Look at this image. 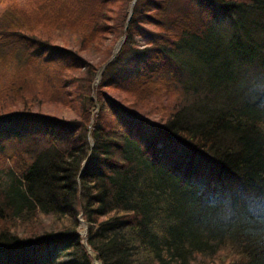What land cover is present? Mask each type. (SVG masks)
I'll use <instances>...</instances> for the list:
<instances>
[{"label":"trees","instance_id":"trees-1","mask_svg":"<svg viewBox=\"0 0 264 264\" xmlns=\"http://www.w3.org/2000/svg\"><path fill=\"white\" fill-rule=\"evenodd\" d=\"M132 1L0 0V264H92L87 247L101 264H264V228L225 224L264 199V110L187 102L171 54L204 97L264 70V0Z\"/></svg>","mask_w":264,"mask_h":264},{"label":"rangeland","instance_id":"rangeland-1","mask_svg":"<svg viewBox=\"0 0 264 264\" xmlns=\"http://www.w3.org/2000/svg\"><path fill=\"white\" fill-rule=\"evenodd\" d=\"M180 1L182 3L184 2V0H180ZM231 26H232L231 22L224 21L220 18H217V21L214 23L212 30L217 35L216 37H218L220 41L227 42L232 36L231 32L233 31L232 29L233 26L232 27ZM135 41H136V45H138L141 48H145L149 45L148 39L143 36L137 38ZM118 42L116 43V45L118 44ZM116 45L113 46L112 55H113ZM121 46H120V49H121ZM118 52L116 53V55L118 54ZM171 54L186 74V78H184L185 80L183 81V84L186 87L185 90L187 94L185 97L187 98L186 99L187 102L188 100L196 101L199 107H203L205 102L209 100L210 101L209 104H212V102L214 101H218L219 103L223 104L225 107L235 108V107H238L243 102V100L247 99L250 94L254 92H259V91H260L259 93H261L264 90V70L260 68L254 69L253 67L244 66V67L239 68V72H237L238 78L235 84L230 85V87L224 86L223 88H221L220 86H217L215 88L209 87V93H206L207 97H204L205 92L207 90L204 77L202 76L200 72H198V74H194L195 71L198 70V65L189 58L188 53L185 50L171 52ZM116 55L109 63L114 62ZM94 58H98V56ZM117 69L118 67H114L108 70L107 63H105L101 67L97 77L98 76L101 77L100 73L102 72V73H106V76L110 78L115 75V71ZM119 93L123 95V97L124 96L126 98L129 97L128 93H125V92H119ZM92 95L93 97H95L94 94ZM178 95L179 93L176 95L172 94L170 95V97L169 96L166 97V101L167 102L170 101L171 103V101L174 100L175 97H177ZM209 106L207 105L205 109L211 110ZM47 113H50V112H47ZM1 163L3 162L0 161V165ZM203 174H205V172ZM196 177L200 178L197 175ZM206 182H207V175L199 179L195 183V186L197 189L203 188ZM79 229H80V233L83 236H85L86 224L83 223L81 219H80ZM92 264H94L93 259H92ZM96 264H101V262L99 261Z\"/></svg>","mask_w":264,"mask_h":264},{"label":"clouds","instance_id":"clouds-1","mask_svg":"<svg viewBox=\"0 0 264 264\" xmlns=\"http://www.w3.org/2000/svg\"><path fill=\"white\" fill-rule=\"evenodd\" d=\"M247 103L257 110H264V93L255 92L248 96ZM242 222L251 232L264 228V199L250 196L244 199L242 206H237L225 224Z\"/></svg>","mask_w":264,"mask_h":264},{"label":"water","instance_id":"water-1","mask_svg":"<svg viewBox=\"0 0 264 264\" xmlns=\"http://www.w3.org/2000/svg\"><path fill=\"white\" fill-rule=\"evenodd\" d=\"M135 2H136V0H133L132 3H131V5H130L129 15L132 12V8H133ZM123 41H124V37L116 45L115 50L113 52V55L110 58V60L108 61V63L114 58V56L116 55V53L119 51L120 46L122 45ZM99 78L100 77L98 76L97 79H96V81H95L96 84L99 82ZM87 250H88L89 255L92 257L94 264H96L97 262H99V256L97 254L93 253L88 247H87Z\"/></svg>","mask_w":264,"mask_h":264}]
</instances>
